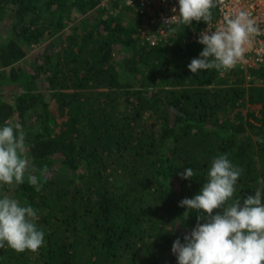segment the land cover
Instances as JSON below:
<instances>
[{"label": "trees", "instance_id": "obj_1", "mask_svg": "<svg viewBox=\"0 0 264 264\" xmlns=\"http://www.w3.org/2000/svg\"><path fill=\"white\" fill-rule=\"evenodd\" d=\"M102 1L0 0V127L22 125L30 159L0 198L36 209L45 234L0 264H178L199 214L179 203L222 154L243 170L230 203L264 192V64L193 74L204 22L170 33L160 4ZM44 166L36 191L27 175Z\"/></svg>", "mask_w": 264, "mask_h": 264}, {"label": "clouds", "instance_id": "obj_2", "mask_svg": "<svg viewBox=\"0 0 264 264\" xmlns=\"http://www.w3.org/2000/svg\"><path fill=\"white\" fill-rule=\"evenodd\" d=\"M178 4V14L174 7L173 15L164 20L167 31L174 33L179 25L191 26L193 21L208 26L197 41L204 45L203 51L188 65L193 74L214 69L223 75L234 69L244 62L254 37L261 33L257 21L244 10L224 14L213 25V9L223 10L225 0H178ZM29 167L22 125L5 121L0 127V185L23 184ZM242 171L227 154L219 155L212 161L200 193L180 201L179 206L188 210L184 216L190 210L199 214L196 227L184 236V243L178 238L172 245L178 264H264V192L258 188L242 202H229ZM39 172V177L27 175V182L36 191H40L41 180L46 179L49 169L44 166ZM193 176L190 167L180 173L182 180ZM258 183L264 185V179ZM37 216V210L30 205L22 206L7 195L0 198V249L7 246L23 253L41 248L45 234L36 226Z\"/></svg>", "mask_w": 264, "mask_h": 264}, {"label": "built area", "instance_id": "obj_3", "mask_svg": "<svg viewBox=\"0 0 264 264\" xmlns=\"http://www.w3.org/2000/svg\"><path fill=\"white\" fill-rule=\"evenodd\" d=\"M128 4L138 6L142 8V11L148 10L150 5L155 3L165 7V11L160 13V16L153 18L155 21L158 19L162 25L164 20L173 15L172 9L175 7L179 10L178 0H126ZM240 10L251 13L252 18L257 21L258 26L261 29V33L255 36L248 51L245 54L244 62L237 64L235 69L250 70L258 68L264 64V0H225L223 10L218 8V17L216 21L212 22L213 25L223 19L224 14H231ZM208 26H205L200 30L204 31ZM200 34V33H199Z\"/></svg>", "mask_w": 264, "mask_h": 264}, {"label": "rangeland", "instance_id": "obj_4", "mask_svg": "<svg viewBox=\"0 0 264 264\" xmlns=\"http://www.w3.org/2000/svg\"><path fill=\"white\" fill-rule=\"evenodd\" d=\"M103 3H106L107 2V0H103L102 1ZM44 48H46V47H44ZM38 51H40L39 49H38ZM36 53H37V50L36 51H34L33 52V54L34 55H36ZM32 61V60H31ZM30 61V62H31ZM29 62V63H30ZM20 65H21V67H24V65L26 64V62L25 61H23V62H21V63H19ZM32 63H30V64H27L26 66H28V68L30 67V65H31ZM16 67H18V65H15ZM11 91L10 93H12L13 95H6V96H8L9 98H11V99H13V97H14V94H15V92L16 91H19V89H17V87L16 86H8V87H5L4 89H3V91H5V92H7V91ZM258 108V107H257ZM6 190H8V188L7 187H5V185H0V191H2V192H5Z\"/></svg>", "mask_w": 264, "mask_h": 264}]
</instances>
